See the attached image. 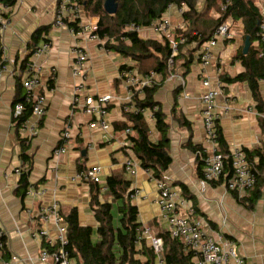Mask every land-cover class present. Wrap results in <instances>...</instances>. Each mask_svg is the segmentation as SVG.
<instances>
[{
  "label": "crops",
  "instance_id": "obj_1",
  "mask_svg": "<svg viewBox=\"0 0 264 264\" xmlns=\"http://www.w3.org/2000/svg\"><path fill=\"white\" fill-rule=\"evenodd\" d=\"M58 2L19 0L13 8L0 6V15L9 16L2 32L6 66L0 72V227L8 232V245L6 257L0 259V264H54L51 258L45 262L41 260L45 250L56 249L58 244L60 233L55 219L41 217L42 209L53 204L58 205L62 218L60 227L65 228L66 233L64 217L75 212L79 225L91 228L93 243L98 242L99 223L91 207L93 187L89 180L79 176L95 168L102 170V202L111 199L105 188L108 178L123 173V178L131 183L129 189L140 190L138 197L129 198L138 210V223L142 229L148 227L153 236L168 231L158 203L157 183L151 173L141 167L130 150L131 145H125L130 139L123 131L128 123L127 113H133L132 107L139 108L135 100L143 99L145 91L134 96L128 94L120 76L121 70L129 66L139 76L146 73L138 61L108 49L111 43L106 39H92L88 33L72 34L66 28L55 27ZM258 4L264 13V0H258ZM74 7L71 20L75 17L82 26L97 28L99 17L89 16L77 3ZM219 16L218 12L212 15L216 19ZM164 17L174 26V38L186 31L179 7L172 6ZM231 21V37L212 48L213 56L208 64L200 61L196 44L185 45L181 48L183 58L179 62L184 64L186 59L193 57L190 68H182L183 73L167 76L157 74L156 83L160 89L155 101L170 125L171 165L164 178L177 191L176 212L181 217L191 221L203 219L208 232H219L225 240L234 243L245 264H264V195L253 209H249L242 201L249 190L241 195L230 191L229 172L226 171L222 179L201 185L204 166L198 152L206 155L212 152L202 117L200 97L203 94L219 90L221 84L215 113L218 115L219 136L230 152L236 148L254 151L264 147L261 115L252 90L247 82H235L246 72L240 57L246 55L243 53L247 38L244 23ZM44 28L50 29L49 42L42 41L37 48L44 43H49L50 47L40 56H30L32 39L38 30ZM139 34L145 40L162 41L154 26L143 28ZM76 46L85 49L89 55L84 65L87 80L83 96L111 97L105 117L73 109L74 86L78 80L72 74V50ZM258 46V42L251 43V47ZM156 55L161 57L159 53ZM27 60L43 68L37 94L45 97L46 111L39 120L31 117V123L39 125L32 139L22 126L18 138L14 123V105L27 95L22 85L27 70L26 67L21 69ZM224 79L233 82L226 83ZM260 91L264 99V80L260 82ZM174 108L176 118L172 115ZM144 116L151 126L152 140L157 141L159 133L154 126L155 119L149 117L148 111ZM67 127L70 128L69 141L65 151L58 153L62 133ZM24 155L29 161L24 160ZM129 160L135 163L134 175L126 170ZM22 167L28 169L29 187L26 190L21 189L22 174H17V169ZM114 216L119 217L117 211ZM115 224L118 225L116 219ZM42 230L48 232V237H34L35 232ZM144 239L152 248L148 238L143 236L140 242ZM72 264L77 262L72 260Z\"/></svg>",
  "mask_w": 264,
  "mask_h": 264
},
{
  "label": "trees",
  "instance_id": "obj_2",
  "mask_svg": "<svg viewBox=\"0 0 264 264\" xmlns=\"http://www.w3.org/2000/svg\"><path fill=\"white\" fill-rule=\"evenodd\" d=\"M225 1L117 0L116 4L118 7L115 14L106 12L105 4L107 0H73V3L83 7L89 16L99 17L100 21L96 34L100 38L106 39L107 43H111L108 49L121 53L125 58L138 61L144 73L155 72L160 76L178 72L183 73L181 71L182 68H190L193 57L186 59L187 61L184 64L179 62L183 58L180 53L183 46L196 44L197 53L202 45L212 39L214 33L223 22L229 19L233 20L234 23L243 21L245 34L250 36L251 43L258 42L259 46L251 47L246 55L241 54L240 57L246 72L235 79V82H247L249 84L254 101L257 103L256 108L261 115V129L264 134V99L260 91V82L264 80V41L257 36V33L261 32V26L264 24V13L258 4V0H230L227 10L223 12L221 6ZM18 2L19 0H0V6L13 8ZM171 6L185 7L186 10L182 14L186 31L178 34L184 35L186 42L180 45L178 55L173 58L172 66L169 64L172 47L168 42L164 40L161 42L145 40L135 30L128 29L131 25L140 26L141 28L153 26L165 16ZM217 12L220 16L216 19L212 15ZM6 18H9V16H2L3 21ZM2 25L3 23L0 22V71L6 66L1 31ZM49 32V28H44L35 33L29 46L32 52L30 56L34 55L42 41L49 42L47 39ZM156 53L161 54V57H158ZM24 68L25 65L23 64L21 69ZM230 81L232 80L224 79L226 83ZM159 89L160 85L155 81L153 85L145 89L143 99L136 98L135 100L139 108L145 110L158 107L159 110L155 113L154 118V126L159 133L158 140H152L151 126L143 114L127 113L128 123L123 127L124 132L130 130L128 138L130 139V150L133 155L140 161L141 167L149 171L155 180H163L166 171L171 165L168 138L170 125L166 121L159 104L155 101V96ZM19 102L25 104L27 110L22 116L14 118L18 138H20L21 126L31 115V108L27 105L26 98L19 99L15 105ZM172 115L173 118H176L175 108ZM217 133L218 153L223 155L225 159V170L221 179L225 176L226 171L229 172L227 177L229 180L233 173L231 152L220 138L218 126ZM243 152L250 163L256 183L249 189L242 201L249 209H253L264 195V147L254 151L243 149ZM199 158L204 166L202 158ZM256 159L257 162L255 161ZM24 160L29 161L26 155H24ZM27 171L28 169L21 178L22 190H26L29 187ZM88 182H91L93 187L91 207L99 223L97 230L99 240L97 243H93V230L89 227H81L75 212L64 217L67 224L66 238L69 242L66 250L70 258L75 260L77 264H156V254L152 248L148 247V241L144 239L140 242L144 228L142 229V226L138 223V210L132 205L129 198L130 181L123 178V173L109 177L105 185L106 193L111 198L109 202L100 200L102 187L99 182ZM114 211H117L118 218L114 216ZM115 219L118 222L117 226ZM155 237H160L164 241L163 257L166 264H194V253L186 250L181 239L172 238L169 231L157 234ZM139 242L141 243L140 246L137 245ZM6 252L7 248L3 250L2 259L6 257ZM139 256L143 257V259Z\"/></svg>",
  "mask_w": 264,
  "mask_h": 264
},
{
  "label": "built area",
  "instance_id": "obj_3",
  "mask_svg": "<svg viewBox=\"0 0 264 264\" xmlns=\"http://www.w3.org/2000/svg\"><path fill=\"white\" fill-rule=\"evenodd\" d=\"M230 0H226L222 4L221 10L225 12L228 8ZM172 7V6H171ZM170 7V8H171ZM180 13H184V8H179ZM75 12L73 0H60L55 9L54 25L56 27L66 28L72 34L88 33L92 39L103 40L97 34V28L84 27L80 22L70 19L71 14ZM0 22L3 23L1 31H4L5 21L3 22L0 15ZM231 20L223 22L210 41L205 45H202L198 51V57L200 61L206 65L212 59V48H214L219 41H226L231 37ZM157 34L160 38L168 42L172 47V55L169 60V64L173 65V58L178 55V49L180 45L186 42L184 35L180 34L174 38V26L168 18H161L154 25ZM129 30H135L140 33L143 28L140 26L131 25ZM257 36L264 41V24L261 26V32L257 33ZM50 47L49 43H44L43 46L37 48L33 56H40ZM4 50V49H3ZM73 54V68L72 74L78 82L74 86V98L73 109L81 110L90 114L98 113L101 117H105L107 114V106L111 100L110 96H104L100 98H92L90 96H83L85 88V82L87 80V74L84 72V65L87 62L89 55L85 49L80 46H76L72 50ZM263 55V54H262ZM261 55V56H262ZM27 70V76L23 79L22 85L26 89V103L31 108L30 117L22 125L23 131H28L30 139H32L38 132L39 125L37 123H31V117L35 116L37 120L41 119L45 114V97L38 96L37 90L41 86V74L43 68L37 65L34 61L28 60L25 63ZM1 72V71H0ZM121 79L125 85V89L131 96L136 94H142L146 88L153 85L157 78V73L152 72L145 76H139L133 68L126 66L121 70ZM1 77V73H0ZM183 83V81H182ZM221 91V84L219 90L210 91L203 94L200 97V102L203 105L202 117L204 122V129L207 135L209 144L212 146V152L208 155H203L202 152L199 156L204 162V170L201 179V185L205 186L210 182H215L221 179L225 170V159L223 155L218 153V133H217V121L218 115L215 113L216 98ZM83 98V99H81ZM26 106L23 103H17L14 106L15 118L22 116L26 111ZM133 114H146L149 113L150 118H155V113L159 110L158 107H154L151 110H145L142 108L132 107ZM130 134V130H126V135ZM70 138V128H65L62 133V145L57 151L62 153L65 151L66 144ZM128 140V139H127ZM126 146L130 145L125 143ZM232 177L228 181V189L232 192L239 193V195L245 193L251 189L255 183L256 178L251 169L250 163L246 159V156L242 148H236L231 151ZM126 170L129 174L134 175L136 172L135 163L131 160L126 162ZM26 169L22 167L17 169V174H24ZM148 172V171H147ZM102 170L101 168H95L87 170L79 174L81 179L99 182L101 180ZM154 179V178H152ZM155 180V179H154ZM159 190V206L161 208L162 218L168 224V231L172 238H179L182 240L185 248L191 250L194 253V264H245L244 258L237 254V250L234 243L227 241L223 238L219 232H208L204 227L206 222L203 219L197 221H191L188 218L181 217L176 212L177 204V191L168 184L166 178L163 180H155ZM129 197L134 198L140 195V190L131 187L129 189ZM50 216L55 219L56 225L59 228V238L56 249L45 250L43 252L42 261L45 262L51 258L54 264H72V259L66 247L68 246V240L66 238V229L60 227L62 218L58 212V205L53 204L49 207L42 209L41 217L46 220ZM47 231H37L34 233V237L46 238L48 237ZM146 237L151 241L152 249L156 254L157 264H166L164 254V241L160 237L152 235L148 227L143 229L142 237ZM8 245V232L0 227V259H2L3 250H6Z\"/></svg>",
  "mask_w": 264,
  "mask_h": 264
},
{
  "label": "water",
  "instance_id": "obj_4",
  "mask_svg": "<svg viewBox=\"0 0 264 264\" xmlns=\"http://www.w3.org/2000/svg\"><path fill=\"white\" fill-rule=\"evenodd\" d=\"M116 1L117 0H107V2L105 4V10L108 14H115L116 13L117 7H118L116 4ZM250 47H251L250 36H247L243 53L247 54L250 50Z\"/></svg>",
  "mask_w": 264,
  "mask_h": 264
},
{
  "label": "rangeland",
  "instance_id": "obj_5",
  "mask_svg": "<svg viewBox=\"0 0 264 264\" xmlns=\"http://www.w3.org/2000/svg\"><path fill=\"white\" fill-rule=\"evenodd\" d=\"M55 26V25H54ZM56 27V26H55ZM61 28V27H60ZM104 182V181H103ZM99 183H101V180L99 181Z\"/></svg>",
  "mask_w": 264,
  "mask_h": 264
}]
</instances>
